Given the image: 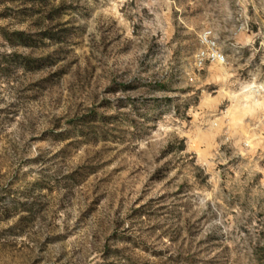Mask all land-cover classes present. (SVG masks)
<instances>
[{"label":"rangeland","instance_id":"obj_1","mask_svg":"<svg viewBox=\"0 0 264 264\" xmlns=\"http://www.w3.org/2000/svg\"><path fill=\"white\" fill-rule=\"evenodd\" d=\"M0 264H264V0H0Z\"/></svg>","mask_w":264,"mask_h":264},{"label":"built area","instance_id":"obj_2","mask_svg":"<svg viewBox=\"0 0 264 264\" xmlns=\"http://www.w3.org/2000/svg\"><path fill=\"white\" fill-rule=\"evenodd\" d=\"M199 38L204 49L200 50L196 55V63L198 66H202L206 62L219 65L226 64L225 56L218 47L216 40L211 36L210 31H203Z\"/></svg>","mask_w":264,"mask_h":264},{"label":"trees","instance_id":"obj_3","mask_svg":"<svg viewBox=\"0 0 264 264\" xmlns=\"http://www.w3.org/2000/svg\"><path fill=\"white\" fill-rule=\"evenodd\" d=\"M157 87H160L159 85H157Z\"/></svg>","mask_w":264,"mask_h":264},{"label":"bare ground","instance_id":"obj_4","mask_svg":"<svg viewBox=\"0 0 264 264\" xmlns=\"http://www.w3.org/2000/svg\"><path fill=\"white\" fill-rule=\"evenodd\" d=\"M256 87V86H255Z\"/></svg>","mask_w":264,"mask_h":264}]
</instances>
